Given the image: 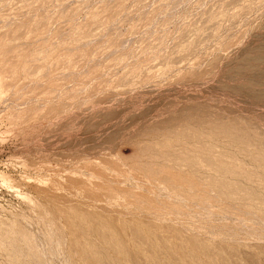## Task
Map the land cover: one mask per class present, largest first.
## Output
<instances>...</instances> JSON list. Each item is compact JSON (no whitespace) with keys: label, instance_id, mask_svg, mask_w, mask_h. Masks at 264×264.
I'll list each match as a JSON object with an SVG mask.
<instances>
[{"label":"rangeland","instance_id":"374dc122","mask_svg":"<svg viewBox=\"0 0 264 264\" xmlns=\"http://www.w3.org/2000/svg\"><path fill=\"white\" fill-rule=\"evenodd\" d=\"M0 264H264V0H0Z\"/></svg>","mask_w":264,"mask_h":264}]
</instances>
